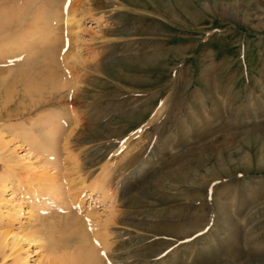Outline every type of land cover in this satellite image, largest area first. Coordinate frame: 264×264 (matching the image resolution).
Returning <instances> with one entry per match:
<instances>
[{"label":"rangeland","instance_id":"374dc122","mask_svg":"<svg viewBox=\"0 0 264 264\" xmlns=\"http://www.w3.org/2000/svg\"><path fill=\"white\" fill-rule=\"evenodd\" d=\"M79 1L64 104L0 122V174L9 157L50 175L7 185L0 241L32 232L13 253L54 264L77 251L80 219L95 246L110 234L116 264H264V0ZM62 117L74 132L52 152L40 131Z\"/></svg>","mask_w":264,"mask_h":264},{"label":"bare ground","instance_id":"6f19581e","mask_svg":"<svg viewBox=\"0 0 264 264\" xmlns=\"http://www.w3.org/2000/svg\"><path fill=\"white\" fill-rule=\"evenodd\" d=\"M77 1L0 0V49H3L0 51V122L3 121L4 118L12 119L13 117L21 116L22 114L30 115V113L34 111L42 112L50 107H55V109L57 107L61 108L60 106L64 104L62 102L63 97L60 90L67 84V82L62 79H66L64 70L67 72L69 68V59L72 57V52L69 50L70 46L66 48V42L64 41L66 37L64 36H67L68 30L72 27H78L80 25V20L77 19V10L79 8V6L77 8L76 5L78 4ZM10 44L11 47H4V45ZM8 77L10 78V81L9 79H6ZM62 81L66 84L58 87L59 83H62ZM9 87H16L15 89L18 90H14L13 94H11ZM2 89L4 91H2ZM44 93H46V95L48 94L51 100L54 99L55 101H50L48 99L43 101L40 100V96H44ZM34 96H38V99L41 102L39 100L34 101L36 99H34ZM26 97L30 99L31 103L28 102L29 104L27 106H21L22 109L19 110L20 108L18 109L17 105L24 103ZM17 101V105L12 107ZM67 104L68 106L71 105H69V103ZM66 109L68 110L69 107ZM59 110L54 115L59 114ZM70 115V117L74 118L75 123L80 122V116L79 114L77 115V112L72 110ZM23 116L24 115H22V117ZM29 117L31 116H28V118ZM65 120L66 119L62 117L50 122H43L42 124L40 134L46 137L47 146L52 152L57 150L61 142V137H64V139L66 137L69 138L74 132V130L71 129L68 134L65 133V130L67 129H65L66 126L64 127ZM21 130L22 133L26 132L24 131V128ZM5 143L3 133L0 131V144L1 146L3 145V147H6ZM65 144H67V139H65ZM0 156L2 155L0 154ZM109 164L113 165L111 162ZM109 164H107V168H105L104 172H102L99 177L95 178L94 183L91 186L92 192L100 195V197H98L99 195L95 196L96 200L103 201V196L110 192L111 187H109L108 179L112 176L110 174L113 173L112 169L113 167L115 168V166H111V169V167H108ZM30 171H32V173L33 171H37L36 173L41 175L45 180H47L46 177L50 176L47 169L39 171L38 169L33 168L29 159H22L19 161L8 157L4 170L0 174L1 205L7 203L8 200L4 197L7 185L8 189H12L11 192L14 193L16 185H19V182H22L20 180L21 177H23L22 174H30ZM43 179L41 182L45 181ZM58 192L56 193L55 191V194L60 196L61 194ZM26 212L28 213V211ZM8 213V218H18L21 210L20 208L16 209L13 212L14 215ZM0 216L3 217L2 212L0 213ZM71 227H73V235L71 234V237L74 238L73 241L78 245V249L74 253L72 252L69 255L60 257V259L54 264H116L112 252L113 247L109 239L110 234L106 236L108 232L104 233V235L102 234V238H100L101 235L98 234L100 237L96 235V237H98L97 239H100V243L97 241L100 245L97 244L98 246H95L84 221L80 219H71ZM30 233L32 232L21 237L15 233H7L0 241V249L4 248L5 253H3L5 255L13 256L12 262H15L16 264H27L20 255H15L13 252L21 240L24 242L26 241L27 244L39 241L34 233ZM56 243L52 244V248H54L53 250H55V252H57L56 250L60 251L61 249H64L63 245H66V247L68 245L63 244V242ZM99 246L101 248L100 250H97V247L99 248ZM1 258L2 261H4L5 258ZM55 259L53 261H55ZM173 262L174 260L169 261L168 263L173 264Z\"/></svg>","mask_w":264,"mask_h":264}]
</instances>
